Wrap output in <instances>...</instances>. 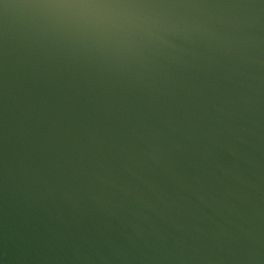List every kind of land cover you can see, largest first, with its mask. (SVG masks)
I'll list each match as a JSON object with an SVG mask.
<instances>
[{
	"label": "water",
	"instance_id": "obj_1",
	"mask_svg": "<svg viewBox=\"0 0 264 264\" xmlns=\"http://www.w3.org/2000/svg\"><path fill=\"white\" fill-rule=\"evenodd\" d=\"M0 264H264V0H0Z\"/></svg>",
	"mask_w": 264,
	"mask_h": 264
}]
</instances>
